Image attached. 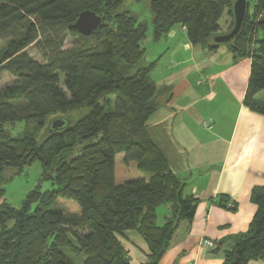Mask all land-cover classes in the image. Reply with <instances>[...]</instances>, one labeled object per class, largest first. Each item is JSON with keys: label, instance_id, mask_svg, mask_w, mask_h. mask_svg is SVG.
<instances>
[{"label": "trees", "instance_id": "trees-1", "mask_svg": "<svg viewBox=\"0 0 264 264\" xmlns=\"http://www.w3.org/2000/svg\"><path fill=\"white\" fill-rule=\"evenodd\" d=\"M140 1V0H136ZM234 0H150L152 39L173 26L186 29L189 42L208 51L219 45L224 11L233 27ZM123 0H0V77L14 80L0 87V264H71L65 249L83 256L81 264H132L120 238L128 230L145 240L143 264H158L181 219H191L196 200L170 170L149 138L146 122L156 110L153 64L138 66L141 41L149 27ZM239 34L225 45L235 57H250L244 104L264 113L254 96L264 91V0L249 3ZM102 17L89 35L72 28L79 12ZM61 32H65L63 34ZM66 35L83 41L64 48ZM34 45L43 61L27 48ZM85 106L87 111L37 144L35 133L46 117ZM24 122L19 135L5 125ZM72 124V125H71ZM79 153L67 158L80 142ZM39 162L55 187L31 190L20 208L4 201L6 168ZM54 169L53 174L46 172ZM256 211L222 264L264 263V187L251 191ZM56 203L66 207L52 208ZM171 205L170 217L156 224V209ZM12 222L11 225H8Z\"/></svg>", "mask_w": 264, "mask_h": 264}, {"label": "crops", "instance_id": "crops-1", "mask_svg": "<svg viewBox=\"0 0 264 264\" xmlns=\"http://www.w3.org/2000/svg\"><path fill=\"white\" fill-rule=\"evenodd\" d=\"M231 21L224 11L221 33ZM148 27L138 66L153 64L150 77L157 91L146 131L184 193L196 200L193 217L179 220L158 264H222L256 211L252 189L264 187V113L244 104L251 58L235 57L225 44L215 51L193 45L181 25L158 40ZM254 98L264 102V91ZM170 209L169 203L157 207V225L170 217ZM203 238L216 247L199 246ZM120 240L132 264L147 261L148 246L137 231L124 232Z\"/></svg>", "mask_w": 264, "mask_h": 264}, {"label": "rangeland", "instance_id": "rangeland-1", "mask_svg": "<svg viewBox=\"0 0 264 264\" xmlns=\"http://www.w3.org/2000/svg\"><path fill=\"white\" fill-rule=\"evenodd\" d=\"M150 0H123L122 4L119 6L118 10H128L134 14L140 16L143 20H145L150 25V8H149ZM249 3L250 10L253 7V0H247ZM66 34L65 32H61ZM7 41V38L0 39V49H2ZM83 41L79 38V36H70L66 35L64 38L63 47L69 48L74 46L75 44H81ZM28 53L38 61H43V57L37 47L34 45L29 46L27 48ZM14 80L13 76L10 75L7 71H3L0 77V87L5 86L6 84L11 83ZM87 111L85 106L79 107L77 109L67 111V112H56L50 114L46 117L43 127L35 133V139L37 144H39L42 140H44L48 135V128L50 127L51 122L57 118H64L69 121V123L76 122L85 112ZM71 124V125H72ZM6 131L11 135H19L25 129L24 122H15L13 124L5 125ZM80 142L71 152H68L67 158L70 156H74L79 153L80 148L86 143ZM48 175L54 173V169L46 172ZM4 178L1 182V187L5 190L4 201L14 208H20L23 199L26 195L37 186H40V191H46L55 187L52 180L44 174V171L39 162H34L31 165H26L21 169L14 168H6L3 174ZM61 207L67 212L65 206L56 203L52 206V208ZM12 222H9L8 225H11ZM66 255L69 257L71 264H81L83 256L75 255L68 248L65 249Z\"/></svg>", "mask_w": 264, "mask_h": 264}, {"label": "water", "instance_id": "water-1", "mask_svg": "<svg viewBox=\"0 0 264 264\" xmlns=\"http://www.w3.org/2000/svg\"><path fill=\"white\" fill-rule=\"evenodd\" d=\"M248 4L247 0H234L231 10L233 15V27L230 31L219 33L213 37L217 44H226L234 39L240 32L243 25ZM102 23V17L94 11L86 9L78 13L76 20L72 24V28L80 34L89 35L99 30ZM67 120L64 118L54 119L50 124V130H57L64 127Z\"/></svg>", "mask_w": 264, "mask_h": 264}, {"label": "built area", "instance_id": "built-area-1", "mask_svg": "<svg viewBox=\"0 0 264 264\" xmlns=\"http://www.w3.org/2000/svg\"><path fill=\"white\" fill-rule=\"evenodd\" d=\"M209 122H210V119L209 120H203L201 124H202V126L206 127V126H208ZM199 246L206 248V249H209V250H213L216 247L215 243L212 240L207 239V238H203L199 242Z\"/></svg>", "mask_w": 264, "mask_h": 264}]
</instances>
